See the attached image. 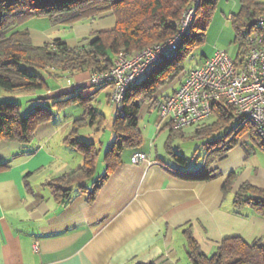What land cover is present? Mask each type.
<instances>
[{"label":"crops","instance_id":"crops-1","mask_svg":"<svg viewBox=\"0 0 264 264\" xmlns=\"http://www.w3.org/2000/svg\"><path fill=\"white\" fill-rule=\"evenodd\" d=\"M110 15L98 17L99 22L109 20L105 21V26L101 23L93 32L87 31L84 38L112 29L116 19ZM78 41L72 47L84 42ZM42 75L49 83L51 78L45 76L46 72ZM60 78L71 83H51L47 92L38 93L39 97L31 101H43L78 89H83L81 95L87 96L96 89L91 88L89 72H68ZM183 81L184 78L171 94ZM151 106L146 103L141 107L138 125L142 110L148 114ZM82 115L68 113L62 117L59 114L56 120L53 118L37 128L31 143L0 141V163L6 164L0 168V264H190L187 230L206 255L213 254L221 242L230 237L264 246V217L251 205L246 204L237 211L234 204L235 194L244 183L264 189V158H258L262 160L258 162L255 147L245 140V181H239L235 188L233 185L230 191L235 190V193L227 196L223 185L239 166L234 168L231 164L228 169L231 166L233 171L225 170L207 181L187 175L204 168L206 155L217 144L207 147L203 166L197 168L188 167L186 155L172 146L177 137L189 136L188 128H194V135L203 138L197 131L212 120V115L179 132L172 131L161 117L156 123H144L142 145L123 152L122 165L104 183L92 203L87 194L78 189L70 192V198L57 200L49 183L69 176L84 164L82 152L65 142L74 121ZM113 121L114 117L108 124L107 120L105 122L108 135L97 134L95 130L87 134L90 142L79 138L80 141L92 143L97 149V143L107 144L109 148L113 140ZM88 127H82L80 132ZM164 130L169 131L168 137L158 145L162 134L159 132ZM230 132H226L223 139ZM247 137L256 143L245 131V139ZM204 144L210 143L205 141ZM231 149L220 159L240 158V151ZM137 150L146 153L147 159L132 163L131 156ZM99 155L95 173L102 171L105 164L104 157L100 160ZM208 166L210 170L219 171L217 162Z\"/></svg>","mask_w":264,"mask_h":264},{"label":"trees","instance_id":"trees-1","mask_svg":"<svg viewBox=\"0 0 264 264\" xmlns=\"http://www.w3.org/2000/svg\"><path fill=\"white\" fill-rule=\"evenodd\" d=\"M218 1L0 0V92L6 90L22 93L49 88V83L44 79L42 72H46L48 78H58L68 72L103 71L112 67L121 51L134 53L162 43L178 32L179 22L184 13L190 7L195 8L191 30L181 41L176 54L152 67L139 83L128 89L123 103L116 108L113 140L104 155L106 169L102 176L92 180L99 151L94 144L80 141L78 135L80 129L87 125L98 132L103 129L107 118L96 108L95 103L100 92L111 88L110 85H101L88 96L81 95L83 89L71 91V97L53 103V106L57 105L58 110L72 104L83 108L81 119L74 121L65 142L82 152L84 164L69 176L58 177L49 183L57 200L70 198V192L78 189L86 193L89 203H92L104 183L122 165L123 152L140 148L143 133L138 125L139 110L152 100H156L155 103L159 105L169 95L159 99L158 93L180 79L182 75H186L183 61L194 47L205 42L207 19L212 16ZM106 13H111L115 17V26L83 38V44L76 47L69 46L61 38L43 46H36L32 43L29 31L20 29L23 23L33 17L44 16L53 23L74 24L84 20H95ZM263 14L264 0H241L239 12L231 15L230 21L240 54L243 53L245 39L253 29L256 18ZM107 98L109 101L110 95ZM234 113L232 106L222 102L214 104L212 120L198 129L199 136L210 138L225 131L229 126L231 131L235 125ZM52 119L51 108L43 104H38L23 116L20 103L0 102V141L31 143L37 128ZM235 128L236 135L244 130L248 131L252 139L264 150V140L254 126L244 124L240 128L239 126ZM171 129L174 132L180 131ZM235 137L228 143L226 142L228 138L220 139L217 149H210L206 155L204 168L187 175L202 181L219 175L218 170H210L208 165L213 161V156H217L216 153L223 157L230 148H233ZM1 167H6V164L0 163ZM235 174L230 173L225 181L223 185L225 193L232 189ZM234 204L237 211L246 204L251 205L257 214L264 217V189L244 183L235 194ZM186 236L190 264H264V246L259 242L248 244L240 237H230L223 240L213 254L206 255L190 230L186 231Z\"/></svg>","mask_w":264,"mask_h":264},{"label":"built area","instance_id":"built-area-1","mask_svg":"<svg viewBox=\"0 0 264 264\" xmlns=\"http://www.w3.org/2000/svg\"><path fill=\"white\" fill-rule=\"evenodd\" d=\"M194 15L195 8L190 7L179 22L178 32L168 40L134 53L121 51L111 68L90 72L91 88L110 85L109 102L116 111L131 86L176 54L191 30ZM220 102L234 108L235 127L250 124L264 140V14L256 18L243 53L232 58L227 51H217L188 71L180 87L159 103L158 112L171 128L180 130L205 121L212 115L214 104ZM146 159L147 154L138 150L131 156L132 163Z\"/></svg>","mask_w":264,"mask_h":264},{"label":"rangeland","instance_id":"rangeland-1","mask_svg":"<svg viewBox=\"0 0 264 264\" xmlns=\"http://www.w3.org/2000/svg\"><path fill=\"white\" fill-rule=\"evenodd\" d=\"M241 7V0H219L217 3V6L214 9V12L211 17L207 19L208 23V28H207V34L205 38V42L201 45H198L193 48L191 53L185 57L183 61V67L185 69V72L190 71L191 69L200 66L203 64V62L206 60V58L212 57L217 51H227L228 54L232 58H237L239 54V44L235 42V34L234 30L230 21V16L232 14H236L239 12ZM114 17L113 15H110ZM99 18H96L98 21ZM109 20V18H106L104 21L99 22L98 24L96 21L93 22V20H85L82 22H76L74 24H68L65 22H58V23H53L48 17H33L30 20L26 21L20 26V29H25L29 32H31L32 35V43L36 46H41L44 44V42H49V41H54L57 38H61L63 41L67 42L69 46H74L77 45L74 42L76 40H79V42L82 41L84 38V35L87 31L88 32H93V30L96 29L97 26H99L101 23L103 26H105L106 20ZM79 25V26H77ZM109 25H106L108 27ZM94 28V29H92ZM82 29V30H81ZM80 35H83L79 37ZM90 36V35H89ZM48 37V39H46ZM45 73V72H44ZM47 76V75H45ZM185 77V75H182L180 79L172 82L170 85L164 87L159 93L158 97L161 99L164 96H168L172 93L174 88L178 87L182 79ZM51 78L49 82V88L52 86L51 83H56L58 82L59 84L62 85H67L71 83V81L67 82L64 81L63 78H54V77H49ZM36 90L32 93H22V92H10L3 90L0 92V102H15V103H20L22 105V114L23 116H26L28 111H31L34 109L38 104H43L49 108H51L52 113H53V118L56 120V117L61 114L62 117L67 115L68 113L71 114H77L83 113V108L80 105H67L61 107L60 110L56 108V106H53V103L57 100H66L69 97H71V91H68L65 94H61L58 96H53L50 97L49 99H44L43 101L39 100H32V98H38V93H45L49 90ZM111 89L106 88L103 89L99 96L97 97V101L95 103L96 108L102 112L106 117H107V124L109 121L112 120V118L115 115V108L108 102L107 96L110 94ZM35 95L33 96V94ZM88 96V95H87ZM156 100H152L150 102L151 106V112L148 114H145V112H141L140 118H139V127L143 131V124L146 123L149 125V123H156V121L160 118L157 106L158 103H155ZM53 120V119H52ZM105 124L104 129H102L99 132L95 131V128L88 127L85 128L82 132H80L79 138L84 140L85 142H90L89 137H87L88 133H99L101 135H108L109 133V128ZM194 128H188L186 131L189 136L185 139L181 137H177L173 143L172 146L174 149L180 150V152L183 155H186L188 167L192 168H197V167H202L203 162H204V153L208 151L207 147H213L214 144L219 143V140L225 136V133L230 131V126L225 129V132H219L212 137L208 138H199L194 135ZM162 134L159 137V141L157 144H161L167 139L168 137V130L160 131L159 133ZM191 133V134H190ZM159 136V135H158ZM236 136V137H235ZM104 137V136H103ZM106 137V136H105ZM104 137V138H105ZM235 137V140L232 144L233 151H240V158H235V156H231L230 158H224L220 159L219 153H216V157L213 156V161H211V164L214 162H217L218 167H219V175L223 174L225 170H229L228 172L233 171V168L230 169L229 165L233 164L234 168H236V171H234L236 174L234 175L235 180H234V188L237 186L239 181H245V140L248 142L250 146H254L255 150L257 151V159L261 157L264 158V151L261 148L257 147V143H252L249 137L245 139V130L240 132L238 135H236V128L235 125H233V128L231 129V133L229 136H227L228 139ZM35 139V138H34ZM207 141L210 144H204V142ZM211 141H214L212 144ZM162 142V143H161ZM156 144V143H155ZM98 151H102L99 155V159L101 160L104 157V154L106 150L108 149L107 144L106 145H101L97 143ZM256 145V146H255ZM248 146V145H247ZM200 147V151L194 155L196 148ZM206 147V148H205ZM218 146H215L214 149H217ZM205 148V149H204ZM232 151V152H233ZM226 152V151H225ZM231 152V153H232ZM242 154V155H241ZM254 157V156H252ZM258 159V162L261 163L262 160ZM99 164V163H98ZM106 169V165L104 164L102 171L99 172V170L96 171V173L93 176L92 180H95L97 177H100L104 174ZM102 174V175H101ZM235 193V190H232L227 193V196H232Z\"/></svg>","mask_w":264,"mask_h":264}]
</instances>
